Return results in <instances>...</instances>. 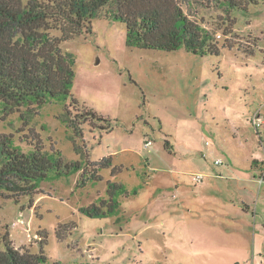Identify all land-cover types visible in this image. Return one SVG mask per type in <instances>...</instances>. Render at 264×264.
Segmentation results:
<instances>
[{
	"label": "rangeland",
	"instance_id": "1",
	"mask_svg": "<svg viewBox=\"0 0 264 264\" xmlns=\"http://www.w3.org/2000/svg\"><path fill=\"white\" fill-rule=\"evenodd\" d=\"M179 1L213 33L218 55L128 46L124 24L103 9L90 32L60 45L74 69L65 99L12 112L0 104V138L81 165L50 168L17 201L0 196L1 250L5 236L36 254L45 232L47 264H264V195L243 191L259 174L253 162H264V0ZM68 109L70 118L91 109L109 124L89 120L75 134ZM111 198L104 216L80 211ZM225 209L235 221L220 218Z\"/></svg>",
	"mask_w": 264,
	"mask_h": 264
},
{
	"label": "trees",
	"instance_id": "2",
	"mask_svg": "<svg viewBox=\"0 0 264 264\" xmlns=\"http://www.w3.org/2000/svg\"><path fill=\"white\" fill-rule=\"evenodd\" d=\"M257 0H224L229 8H246ZM105 9L104 16L122 22L126 44L144 49L171 51L184 48L196 55L219 54L213 33L192 20L179 0H0V104L12 112L24 105H43L48 99H65L73 81V59L60 47L65 40L90 32L91 19ZM77 104L75 98H71ZM66 111L67 126L81 134L83 122L108 119L91 109L73 118ZM108 125L102 128H108ZM58 153V152H57ZM54 160L35 147L29 153L13 145L10 136L0 138V196L18 200L31 194L36 181L50 168L62 165L69 172L80 170L79 162ZM99 165L107 166V160ZM95 177V174L93 175ZM97 178H99L97 176ZM109 187L122 188L111 183ZM115 201L102 200L100 205L82 207L90 217L104 216L115 208ZM106 206V210H104ZM67 224H63L66 226ZM59 231V230H58ZM40 250L34 254L15 249L4 236L0 264H47L43 253L45 232L40 233ZM61 233L58 238H61Z\"/></svg>",
	"mask_w": 264,
	"mask_h": 264
},
{
	"label": "crops",
	"instance_id": "3",
	"mask_svg": "<svg viewBox=\"0 0 264 264\" xmlns=\"http://www.w3.org/2000/svg\"><path fill=\"white\" fill-rule=\"evenodd\" d=\"M253 165L255 166L256 170L258 171L259 170V167H260V163L257 162V161H254L253 162ZM252 182H253V186L251 188H249V190L243 188L244 189L243 191H246L244 193H246L248 195V197H251L252 194H254V196H256V197L258 195H260V194L261 195H264V191H263L262 187H260L255 181H252ZM231 204H233V203L230 202L229 205H231ZM244 205L245 206H248L246 204H244ZM220 218L223 219V220H225V221H231V222H233V221H235L236 216H234V214L230 210L225 209V210H223ZM218 224H220V222H218ZM221 226H222V228H224L225 230H227L229 232H231V231L236 232V230H238V228L236 226L226 225V224H223L222 222H221ZM259 241H260V243L262 241H264V231H261V230L259 231ZM263 248H264V244H263ZM227 249L229 251H234L235 250L234 248H227ZM259 255L264 256V253L261 252V254H259ZM259 263L260 264H263V260L260 259V262Z\"/></svg>",
	"mask_w": 264,
	"mask_h": 264
},
{
	"label": "built area",
	"instance_id": "4",
	"mask_svg": "<svg viewBox=\"0 0 264 264\" xmlns=\"http://www.w3.org/2000/svg\"><path fill=\"white\" fill-rule=\"evenodd\" d=\"M251 122H252V125L254 126V128L257 130L263 123V121L261 120L260 116L258 113L254 114L251 116ZM152 146V141L151 140H147L145 143H144V147L145 148H148V147H151ZM215 162L219 163L220 161L219 160H215ZM258 176L256 178H254V181L260 186L262 187L263 191H264V162L262 161L260 163V167H259V170H258ZM194 179L199 182L201 179H202V175L201 174H196L194 175Z\"/></svg>",
	"mask_w": 264,
	"mask_h": 264
}]
</instances>
